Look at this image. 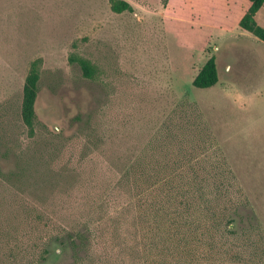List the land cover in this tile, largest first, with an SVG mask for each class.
Returning a JSON list of instances; mask_svg holds the SVG:
<instances>
[{
	"label": "rangeland",
	"instance_id": "obj_1",
	"mask_svg": "<svg viewBox=\"0 0 264 264\" xmlns=\"http://www.w3.org/2000/svg\"><path fill=\"white\" fill-rule=\"evenodd\" d=\"M126 1L133 9L117 12L112 0H0V264H164L162 247L143 253L166 232L137 206V156L159 179L155 200L164 174L185 182L170 188L227 174L212 202L235 233L214 263L198 243L200 264H264V75L238 69L234 45L256 36L240 25L250 0ZM251 43L243 54L264 57ZM212 55L218 82L194 86ZM34 60L32 132L21 103ZM85 226L89 245L75 251L70 234Z\"/></svg>",
	"mask_w": 264,
	"mask_h": 264
},
{
	"label": "trees",
	"instance_id": "obj_2",
	"mask_svg": "<svg viewBox=\"0 0 264 264\" xmlns=\"http://www.w3.org/2000/svg\"><path fill=\"white\" fill-rule=\"evenodd\" d=\"M250 1L251 5L241 18L240 25L264 41V26L255 20V14L262 7L264 0ZM112 8L117 12L133 9L130 2L126 0H112ZM72 59L79 63L85 77L93 78L95 76V69L90 60L81 56H74ZM39 80V61L34 60L25 78L21 103L22 119L32 132L35 131L38 123L35 105L39 92ZM218 80V63L216 56L212 55L193 79V85L208 88L215 85ZM148 163H151V160L146 156H137V206L142 212V217L147 218V221L150 222V230H155L157 233L160 230L166 234L161 238L163 240L161 246L151 242L148 250H143V253L146 254L145 257L149 259L148 254L152 250L162 247L159 256L157 255L159 258L154 259V263L163 257L164 264H200L202 260L198 249V243H200L210 246V254L204 257L209 258L210 262L214 263L215 248L219 239L235 233L234 226H231L235 218L228 213L229 208L218 213L212 202L214 197L218 198L221 195V192H213L212 188H221L217 184L219 178L222 179L221 182L223 183L227 180V174L222 173L219 176L218 172L215 174L208 172L206 175L198 176L195 173L196 176H188L186 187L179 188L169 187V185L176 187L185 184V182L179 184L173 182L175 178L179 177V174H164L165 176L160 180L168 185L155 200L152 187L159 179H155V175L150 171L144 172ZM141 174L147 175V183L150 182L146 189L142 188L144 186L139 187L141 185L138 181ZM15 175L17 174L15 173ZM166 223L168 224L167 229L165 228ZM90 239L89 229H86V226L84 230L79 229L70 234V244L75 251L86 249Z\"/></svg>",
	"mask_w": 264,
	"mask_h": 264
},
{
	"label": "crops",
	"instance_id": "obj_3",
	"mask_svg": "<svg viewBox=\"0 0 264 264\" xmlns=\"http://www.w3.org/2000/svg\"><path fill=\"white\" fill-rule=\"evenodd\" d=\"M250 5H251V1L247 5L246 10L242 12V16L246 13V11L250 7ZM255 20L258 24L264 26V3L262 5V7L255 14ZM247 31H249V30H247ZM245 37L246 38H240L238 40V43L234 44L236 46V48L238 49L239 54L242 56L240 59H243L244 62L246 61L244 63V65H241L238 69L246 70L247 72L251 71V73H253L257 77L259 75L262 76V75H264V57H260V59H257L254 56L252 57V55H250V54H246V53L243 54L244 52H246L247 48L245 47L244 49H241L240 46H243V45L250 46L252 44L251 41H253V42L255 41V42H259V44L261 46L259 49L264 50V43H261L260 42L261 39H259L257 36H250V35L245 34ZM245 40L247 42H245ZM251 47H253V46L251 45ZM250 56H251V58L248 61V57H250Z\"/></svg>",
	"mask_w": 264,
	"mask_h": 264
}]
</instances>
